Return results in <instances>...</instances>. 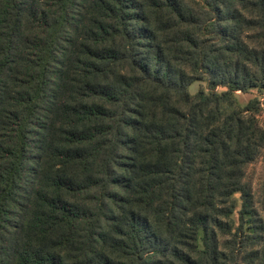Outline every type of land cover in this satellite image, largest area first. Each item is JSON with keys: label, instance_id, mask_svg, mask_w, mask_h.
<instances>
[{"label": "trees", "instance_id": "1", "mask_svg": "<svg viewBox=\"0 0 264 264\" xmlns=\"http://www.w3.org/2000/svg\"><path fill=\"white\" fill-rule=\"evenodd\" d=\"M263 104L264 0H0V264H264Z\"/></svg>", "mask_w": 264, "mask_h": 264}, {"label": "rangeland", "instance_id": "2", "mask_svg": "<svg viewBox=\"0 0 264 264\" xmlns=\"http://www.w3.org/2000/svg\"><path fill=\"white\" fill-rule=\"evenodd\" d=\"M200 85H204L203 82H193L188 86V90L191 93H194L197 91ZM255 94V91H250L249 93L243 94V93H237L239 101L241 103H245L248 98L252 97ZM259 121L261 126L264 127V104L261 106V110L258 115ZM247 176L246 178L251 181L252 188L254 192H256L260 186V182L262 180V174H263V164L261 159H257L254 161L249 167L247 168Z\"/></svg>", "mask_w": 264, "mask_h": 264}]
</instances>
